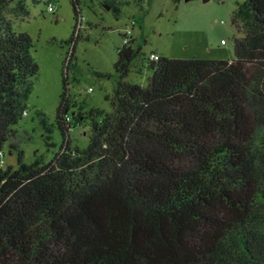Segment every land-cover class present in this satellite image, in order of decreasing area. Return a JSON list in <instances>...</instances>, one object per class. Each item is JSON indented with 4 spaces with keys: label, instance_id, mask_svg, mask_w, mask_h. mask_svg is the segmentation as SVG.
I'll use <instances>...</instances> for the list:
<instances>
[{
    "label": "trees",
    "instance_id": "trees-1",
    "mask_svg": "<svg viewBox=\"0 0 264 264\" xmlns=\"http://www.w3.org/2000/svg\"><path fill=\"white\" fill-rule=\"evenodd\" d=\"M12 2L0 0V153H16L17 167L0 164V264H264V0L238 6L234 60L152 62L132 38L106 115L76 110L65 63L63 145L31 164L30 134L16 127L40 66L5 13ZM104 4L117 17L125 5ZM140 60L147 87L125 82ZM40 116L50 152L54 126ZM82 121L92 128L84 150L69 136Z\"/></svg>",
    "mask_w": 264,
    "mask_h": 264
},
{
    "label": "rangeland",
    "instance_id": "rangeland-1",
    "mask_svg": "<svg viewBox=\"0 0 264 264\" xmlns=\"http://www.w3.org/2000/svg\"><path fill=\"white\" fill-rule=\"evenodd\" d=\"M105 0H79L76 14L72 0H33L24 2L28 15L21 13L18 1L6 3L5 13L18 33L28 34L34 48L32 56L40 66V76L27 103L25 115L16 127L28 131L30 140L23 145L25 163L36 155L53 159L64 138L57 127V112L63 93L64 67L69 54L72 66L68 71L69 94L77 102L78 111L112 112L106 97L117 86L115 64L118 50L124 46L123 35L133 22L136 46L143 47L144 58L151 54L179 60H234L235 39L241 34L235 23L238 6L247 0H114L125 3L117 17L105 7ZM52 5L54 12L49 11ZM76 45L69 44L73 35ZM143 61L131 65L125 82L147 87L151 72ZM142 71L140 72V70ZM109 77L101 79L97 74ZM112 76V77H111ZM90 88L93 92L89 93ZM75 110H71L73 113ZM53 128L55 148L47 151L41 116ZM73 148L89 146L92 128L89 121L70 131ZM5 167H17V154L4 149Z\"/></svg>",
    "mask_w": 264,
    "mask_h": 264
},
{
    "label": "built area",
    "instance_id": "built-area-1",
    "mask_svg": "<svg viewBox=\"0 0 264 264\" xmlns=\"http://www.w3.org/2000/svg\"><path fill=\"white\" fill-rule=\"evenodd\" d=\"M49 11L50 12H54V8H53L52 5H49ZM135 25H136V23L133 22L132 27L131 28H128L127 31L124 33V35H123L124 45H129L130 44L131 39L133 38V27ZM71 58H72V54H69V56L67 58V61H66V65L67 66L72 62L71 61ZM159 58H160V56H158L156 54H151L148 59L153 62V61H158ZM91 92H93V89L92 88H90V90H89V93H91ZM24 115H27V112H25ZM67 120H68L69 123H71L72 118L71 117H68ZM0 157H1L0 164L2 166H4L5 165V160H4L5 159V154L3 152L0 153Z\"/></svg>",
    "mask_w": 264,
    "mask_h": 264
},
{
    "label": "water",
    "instance_id": "water-1",
    "mask_svg": "<svg viewBox=\"0 0 264 264\" xmlns=\"http://www.w3.org/2000/svg\"><path fill=\"white\" fill-rule=\"evenodd\" d=\"M205 1H208V0H205Z\"/></svg>",
    "mask_w": 264,
    "mask_h": 264
}]
</instances>
